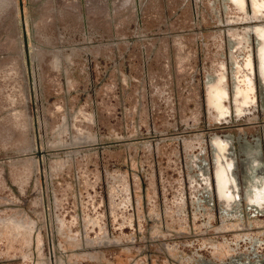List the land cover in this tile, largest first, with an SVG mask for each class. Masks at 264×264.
Instances as JSON below:
<instances>
[{
  "label": "rangeland",
  "instance_id": "rangeland-1",
  "mask_svg": "<svg viewBox=\"0 0 264 264\" xmlns=\"http://www.w3.org/2000/svg\"><path fill=\"white\" fill-rule=\"evenodd\" d=\"M258 28L264 0H0V264H264Z\"/></svg>",
  "mask_w": 264,
  "mask_h": 264
},
{
  "label": "flooded vegetation",
  "instance_id": "flooded-vegetation-1",
  "mask_svg": "<svg viewBox=\"0 0 264 264\" xmlns=\"http://www.w3.org/2000/svg\"><path fill=\"white\" fill-rule=\"evenodd\" d=\"M236 2L242 6L243 0H236ZM264 28H258L256 31V35L261 33ZM257 36V40H258ZM261 50V46L258 43L257 46V56H258V72L260 75V78L264 84V59L259 55V51ZM244 64L246 66L251 65V58L250 55L247 54L244 58ZM250 80L248 79L245 82L244 89H240L239 86L235 87V93L236 94H243L242 101L244 102L248 97L247 90L251 89ZM209 87H219L220 90V100L218 101H208L217 111L218 115H221L224 112V106L222 104V100L226 95V91L221 84V79H218V81H215L214 83L210 84ZM207 90V91H208ZM208 95V94H207ZM214 156H215V167H214V185L216 194L220 199L224 198L226 201L229 200L231 197V190L235 187L234 178L231 174V167L232 163L229 160H225L223 151L225 150V142H221L220 140H215L214 143ZM254 157V155H252ZM254 162L253 158L251 159V168H253L252 163ZM250 168V169H251ZM248 170V167H246ZM243 184L245 188V196L247 199L252 203H260L264 200V181L260 176H255L253 173H245L244 172V178H243Z\"/></svg>",
  "mask_w": 264,
  "mask_h": 264
},
{
  "label": "crops",
  "instance_id": "crops-1",
  "mask_svg": "<svg viewBox=\"0 0 264 264\" xmlns=\"http://www.w3.org/2000/svg\"><path fill=\"white\" fill-rule=\"evenodd\" d=\"M243 3V2H242ZM262 5V4H261ZM258 37V43L261 46V50L259 51V55L264 59V30L261 31V33L257 34ZM245 87H243L242 89H244ZM220 88L219 87H209L208 90V101H218L220 100Z\"/></svg>",
  "mask_w": 264,
  "mask_h": 264
},
{
  "label": "water",
  "instance_id": "water-1",
  "mask_svg": "<svg viewBox=\"0 0 264 264\" xmlns=\"http://www.w3.org/2000/svg\"><path fill=\"white\" fill-rule=\"evenodd\" d=\"M19 7H20V12H22V0H19ZM23 18V15L21 13V19Z\"/></svg>",
  "mask_w": 264,
  "mask_h": 264
},
{
  "label": "bare ground",
  "instance_id": "bare-ground-1",
  "mask_svg": "<svg viewBox=\"0 0 264 264\" xmlns=\"http://www.w3.org/2000/svg\"><path fill=\"white\" fill-rule=\"evenodd\" d=\"M233 1H235L236 2V0H233ZM241 1V0H240ZM254 145V144H253ZM262 154V153H261Z\"/></svg>",
  "mask_w": 264,
  "mask_h": 264
}]
</instances>
